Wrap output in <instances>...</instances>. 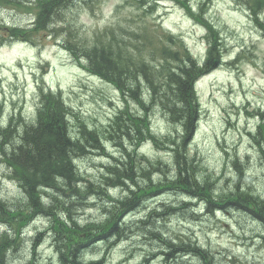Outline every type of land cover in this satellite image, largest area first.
<instances>
[{"label":"rangeland","instance_id":"rangeland-1","mask_svg":"<svg viewBox=\"0 0 264 264\" xmlns=\"http://www.w3.org/2000/svg\"><path fill=\"white\" fill-rule=\"evenodd\" d=\"M120 1L101 0L94 12L82 9L78 21L83 30L90 33L111 23L116 18L114 10ZM199 1L191 0L194 6ZM165 3L159 7L157 14L146 15L147 20L137 17L144 14L143 10L127 5L120 17H135L148 26L156 25L157 20L164 29L182 37L198 59L205 58V32L194 25L181 7L171 2ZM76 8V2L72 1L67 16ZM208 17L221 31L227 62L197 84L202 118L188 151L191 149L197 155L199 166L213 175V181H216L220 190L229 191L239 181L238 162L244 173L242 180L249 183L254 194L264 196V161L259 157V146L248 136V132L255 129L257 118L264 114V33L238 0H214ZM28 19L27 13L0 8V20L4 22L25 26ZM238 58L239 61L234 65L229 64ZM46 63V67L50 68L41 70L42 64ZM111 74L121 75L116 69ZM42 77L44 86L62 91L67 103L81 114L92 129L103 130L121 104L120 95L112 86L87 75L54 44L32 48L24 44L7 43L0 45V110L6 121L18 108L22 109L26 120L34 117L38 84L41 85ZM147 77L150 79V74ZM158 109L152 116L154 132L162 136L173 133L174 127L167 124L164 116L168 115L162 108ZM246 109L254 117L247 115ZM72 124L77 127L75 119ZM71 130L74 136H81L80 130ZM100 141L104 151L90 148L89 153L77 154L80 156L76 160V170L78 167L83 175L82 185L85 188L91 184L101 185L104 177L109 175L106 167L115 164L114 159L121 158L124 153L114 140ZM142 153L164 162L170 160L168 154L158 152L151 144L145 145ZM174 164V160H171L163 165L169 172V178L174 175ZM11 173L9 167L0 161V197L6 203H23L25 193ZM149 177L153 184L157 183L158 176L150 174ZM196 177L200 183L205 182L197 173ZM139 182L147 185L148 180L139 179ZM110 189L107 191L112 200L93 192L84 194L83 198L64 196L54 189H51L53 192L48 190L47 194H59L61 200L70 199V210L78 222L100 223L113 208V200H125L130 196L126 187ZM214 189L217 199L222 192ZM45 201V204H49V199ZM187 203L190 206L181 210ZM224 204L221 209H217L209 206L204 199L192 200L185 192L174 189L146 198L138 208L128 213L132 215L126 216V213L119 220L121 228L126 229L120 237L87 248L84 259H104L105 264H144L145 260V264H199L197 257V260L187 257L173 246L174 243L196 241L200 247L210 251L216 264H264V224L249 216L245 209ZM207 207H210L209 210ZM192 214L197 218L191 217ZM50 224L48 218L34 219L24 229L22 243L14 245L17 248L9 252V263L28 264L35 258L37 264H57L58 256L53 235L49 232ZM13 228L9 224L0 225V234L7 231L13 237ZM169 242L173 243L171 248H168ZM165 249L174 252L167 261L164 254L168 252Z\"/></svg>","mask_w":264,"mask_h":264},{"label":"trees","instance_id":"trees-1","mask_svg":"<svg viewBox=\"0 0 264 264\" xmlns=\"http://www.w3.org/2000/svg\"><path fill=\"white\" fill-rule=\"evenodd\" d=\"M72 1L78 0H30L29 8L37 13L35 29L27 33L25 30L11 28L12 34L25 36L26 40L30 39L37 28L44 29L47 24L51 25L63 20ZM13 2L0 0V3L5 4H13ZM247 3L254 11L264 5V0H247ZM254 14L257 15L255 11ZM256 20L258 22L257 18ZM67 22L69 29L72 30L73 23L68 20ZM258 26L264 30V21H259ZM207 27L212 33V47L209 62L204 69L198 67L197 62L182 45L178 44L174 49L177 43L172 42L170 43L173 47L164 45L165 48L159 51L170 58V63L153 67L147 63L144 55L143 58L140 57V60H134L133 57L128 56L127 48L118 40L113 43L115 48H100L96 43L92 47L72 48L73 51L80 53H83V48H86L83 55L87 58L91 72L114 83L121 90L124 99L131 97L145 110L156 106L162 108L172 122L181 124L182 136L178 135L176 139L168 137L162 141L164 148L162 147L161 150L166 148L174 153V158L171 159L175 162L174 175L171 178L168 177L169 172L163 167L167 162L149 161L138 155V147L147 140L152 139L156 145H159V142L150 130L148 116H138L130 112L128 108L118 113L107 134L109 139L118 143L121 149L123 148L124 153L121 158L114 159L115 164L106 167L109 175L104 177L101 185L91 184L92 186L88 188L82 185L84 178L78 167L76 170V160L81 154L89 153L90 148L103 151L105 148L101 144L99 134L89 131L86 126L80 129L81 136H74L70 118L71 116L77 118V116L66 106L60 94L42 92V107L38 113L37 124L25 125L21 133L17 122L11 123L7 128H2L0 125V150L4 161L12 168V175L26 195L24 205L9 206L0 198V222H3V219L9 226H14L13 237L7 231L0 234V264H10L9 252L17 248L14 245L18 246L22 243L23 224L32 220L37 214L50 216L53 219L52 232L54 246L59 256L58 264H105L104 259L86 261L84 259L86 249L98 241L110 242L117 236L120 237L121 232H125L126 229L121 228L119 220L126 213L138 208L146 198L171 189L185 192L190 199H204L211 207L221 208L225 202V206L233 205L238 209H245L249 216L264 224V196L254 194L253 189L248 186L249 183L242 180L244 173L238 162L236 166L240 174L239 181L229 191L224 190L219 193L215 199L217 193L214 188L217 189V185L216 181L212 180V174H201L197 159L190 158L188 154V146L193 139L195 122L199 123L200 112L194 94V83L200 75L209 72L219 62L218 32L210 26ZM115 69L121 73L120 76L111 74ZM147 74L148 76L150 74V79ZM143 82L149 85L152 92L149 103L151 107L145 104L142 97ZM253 139L258 144L260 157L264 161V125L259 126V132L253 136ZM26 146H28L27 149ZM143 160H146V163ZM196 173L205 181L204 183L197 180ZM150 174L158 176L156 184H153ZM139 179H146L149 184L141 185ZM119 187H126L130 196L125 200H113V210L108 211L107 218L98 224L94 222L81 224L70 210L69 206H72L68 203L71 202L70 199L61 200L59 194H51L52 196L47 194L49 189H54L64 196L83 198L84 194L93 192L97 195H105L112 200L107 190ZM42 196L49 199V204H45ZM189 205L186 204V206ZM207 210H209L208 207ZM58 211H65L66 218H63L64 214H59ZM193 216L195 215L192 214L191 217ZM172 242H169L168 248H171ZM176 245L177 243L173 244L174 249L179 248V251L183 255H189L188 257H197L199 264L217 263L210 251L196 243L182 242ZM190 247L192 249L187 250ZM171 254L174 252L164 254L167 256L166 260ZM28 264H37L35 258H32ZM187 264H195V262Z\"/></svg>","mask_w":264,"mask_h":264},{"label":"bare ground","instance_id":"bare-ground-1","mask_svg":"<svg viewBox=\"0 0 264 264\" xmlns=\"http://www.w3.org/2000/svg\"><path fill=\"white\" fill-rule=\"evenodd\" d=\"M145 84V82H143L142 84H141V87H143V85ZM13 127H14V125H13ZM193 164V163H192ZM149 183H147V185H148ZM147 185H144V186H147ZM111 189H113V188H111ZM110 189V190H111ZM49 190H51V189H49ZM52 191V190H51ZM53 192V191H52ZM109 192V191H108ZM41 192L39 191V194H40ZM55 193V192H54ZM97 195V194H96ZM109 195H110V193H109ZM42 197H44V196H42ZM46 197V196H45ZM50 198V197H49ZM44 199V198H43ZM74 199V198H73ZM192 200H194V199H192ZM190 206V205H189ZM187 206L185 205V207H181V210L182 209H185ZM210 208V207H209ZM217 209H221V208H218V207H216ZM197 210V209H196ZM129 213V212H128ZM130 215H132V214H130ZM187 215V214H186ZM191 216V215H190ZM204 216V215H203ZM191 219V218H190ZM198 220V219H197ZM116 235V234H115ZM110 237V236H109ZM190 239H192V238H190ZM69 240V239H68ZM110 240V239H109ZM191 241H193V240H191ZM193 242H195L197 245H198V243L196 242V241H193ZM102 244V243H101ZM177 245H178V243H177ZM199 246V245H198ZM112 249V248H111ZM179 249V248H178ZM196 250V249H195ZM189 255H187V257H188ZM191 257V256H190ZM10 258V257H9ZM182 258V257H181ZM194 258H195V256H194ZM196 259V258H195Z\"/></svg>","mask_w":264,"mask_h":264}]
</instances>
